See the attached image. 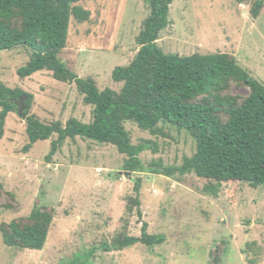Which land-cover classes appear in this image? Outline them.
I'll return each instance as SVG.
<instances>
[{
    "label": "rangeland",
    "instance_id": "obj_1",
    "mask_svg": "<svg viewBox=\"0 0 264 264\" xmlns=\"http://www.w3.org/2000/svg\"><path fill=\"white\" fill-rule=\"evenodd\" d=\"M254 1L175 0L157 46L178 56L226 53L264 85V0L255 18L249 13ZM78 5L90 12L89 19L81 24L71 19L58 57L77 77L93 79L99 90L119 92L122 84L112 81V71L137 54L149 6L146 0H79ZM29 56L23 47L0 51V83L32 96L28 114L45 124L65 125L70 118L90 123L92 106L73 83L56 81L47 71L26 78L17 74ZM229 93L244 98L248 89L233 84ZM20 98L0 141V227L27 223L35 207L52 212L53 220L41 251L6 247L0 233V264H264V186H212L194 174L168 178L147 170L156 162L178 166L195 153V141L185 131L160 123L162 134L154 135L124 124L132 144H150L139 156L145 168L137 174L140 219L135 208L126 213L135 195L134 177L123 175L125 156L114 146L66 139L46 161L53 135L23 150L28 140L21 114L27 99ZM142 223L164 242L121 251L101 248L118 236L139 237Z\"/></svg>",
    "mask_w": 264,
    "mask_h": 264
},
{
    "label": "trees",
    "instance_id": "obj_2",
    "mask_svg": "<svg viewBox=\"0 0 264 264\" xmlns=\"http://www.w3.org/2000/svg\"><path fill=\"white\" fill-rule=\"evenodd\" d=\"M79 0H0V51L23 47L30 52L25 65L17 70L21 78L39 71L51 73L62 83H73L92 106V120L82 123L70 118L45 124L28 111L32 96L0 83V141L6 117L16 111L21 96L27 100L25 117L27 152L38 141L53 135L46 161H50L66 139L80 138L97 144H109L125 156L122 170L129 172L134 196L126 207L128 215L135 212L141 219L138 173L145 171L139 158L150 149L148 141L132 144L124 124L131 122L140 130L162 134L160 123L185 131L196 144L195 153L183 157L178 166L151 163L150 173L168 178L194 174L219 186L223 183H246L252 188L264 186V85L243 69L226 53L178 56L165 54L157 46L159 34L168 25L170 5L175 0H146L150 13L137 37L140 48L125 67H116L112 81L121 83L119 92L99 90L91 78H79L65 65L58 54L66 47L71 19L88 21L90 12L78 5ZM237 4L247 0H233ZM263 0H255L249 10L257 17ZM248 89L244 98L229 93L231 86ZM0 186V196H1ZM216 188V187H214ZM53 220L52 212L35 207L27 223L16 221L0 227L2 243L20 250L41 251ZM162 235L148 234L142 223L141 235L118 236L104 251H121L141 244L161 245ZM91 254V253H90ZM88 257V255L86 256ZM75 264H86L77 260Z\"/></svg>",
    "mask_w": 264,
    "mask_h": 264
},
{
    "label": "water",
    "instance_id": "obj_3",
    "mask_svg": "<svg viewBox=\"0 0 264 264\" xmlns=\"http://www.w3.org/2000/svg\"><path fill=\"white\" fill-rule=\"evenodd\" d=\"M20 99H22V98H20ZM20 114V113H19ZM123 175L124 176H130L131 174L129 173V172H123Z\"/></svg>",
    "mask_w": 264,
    "mask_h": 264
}]
</instances>
